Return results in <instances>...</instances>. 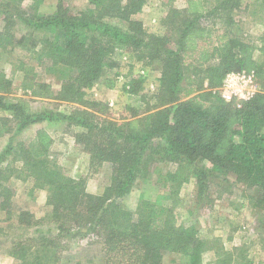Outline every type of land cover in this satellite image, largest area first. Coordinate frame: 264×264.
Segmentation results:
<instances>
[{
	"label": "trees",
	"instance_id": "1",
	"mask_svg": "<svg viewBox=\"0 0 264 264\" xmlns=\"http://www.w3.org/2000/svg\"><path fill=\"white\" fill-rule=\"evenodd\" d=\"M25 1L0 0L5 21L0 51L21 46L57 81L29 73L32 68L24 59L20 85L14 87L0 70V110L10 112L14 122V133L0 151V209L8 216L17 211L19 227L31 231V236L20 239L21 234L12 242L10 254L20 264H59L65 246L58 241L80 237L106 264H166V252L185 264H207L209 251L215 253V264H252L244 245L228 249L218 237H203L197 221H179L177 210L182 208L181 188L190 178H195L197 198L204 205L212 202L211 181L226 174L256 189L254 206L264 209V33L256 47L261 57L256 59L252 47L225 22L218 28L208 24L213 17L233 21L243 5L264 24V0H192L190 8L172 6L162 33L149 32L136 17L147 0H88L79 11L58 0L50 14L40 10L45 0H30L28 8ZM206 2L211 7L204 8ZM18 23L24 29L20 37L14 33ZM127 52L159 70V89L156 103L137 121L119 123L97 115L94 107L102 102L90 99L88 90L105 70L118 66L116 53ZM230 71H255L261 82L260 92L241 108L226 103L217 91ZM142 83L140 76L124 88L141 95ZM18 89L76 106L69 113L29 111L21 102L5 100V93ZM7 121L0 117V136L12 132ZM44 121L81 129L75 142L89 153L92 169L110 164V183L102 193L87 191L82 178L50 158L45 132L29 141L17 139ZM158 163L179 164L166 174L168 196L155 201L142 197L132 211L122 198ZM12 177L33 180L32 192L48 191L43 217L16 209ZM0 233H5L2 228Z\"/></svg>",
	"mask_w": 264,
	"mask_h": 264
},
{
	"label": "rangeland",
	"instance_id": "2",
	"mask_svg": "<svg viewBox=\"0 0 264 264\" xmlns=\"http://www.w3.org/2000/svg\"><path fill=\"white\" fill-rule=\"evenodd\" d=\"M67 2L74 11H79L88 5V0H67ZM57 3L58 0H45L40 10L45 14L53 13ZM209 3H204V8L205 6L211 7ZM191 4L192 0H147L143 11L136 17L144 22L149 32L162 33L165 31L163 20L169 9L172 6L190 8ZM30 5V0H26L23 4L25 8ZM233 17V21L213 17L210 19L211 21H208V24H214L218 28L225 22L241 42L252 47L250 50L253 52V57L260 58L261 54L256 47L260 45L261 36L264 33L263 19L259 15H255L252 8H248L246 5L238 9ZM112 22L118 23L116 20ZM4 26V17L0 13V30ZM23 31V26L18 23L14 29L15 35L20 37ZM114 58L117 60L118 66L105 70L101 80L88 90V97L102 102V105L94 107L98 116L114 119L119 123L135 122L149 106L156 103L155 97H157L156 93L159 89L160 72L152 66L143 65L136 59L134 53H116ZM22 59L26 60L28 66L32 68L29 73H36L37 78L45 79L48 82L55 83L57 81L51 74L46 73L44 67L33 61L26 50L16 45L6 51H0V70H4L13 80L14 87L23 83L24 80L19 68ZM139 75L143 77L141 95L133 97L125 91L124 84L133 79H139ZM259 83L261 82L259 81ZM4 95L6 101L21 102L29 111L54 109L69 113L76 106L52 98L32 97L28 92L20 89L12 90ZM0 117L8 118V129H12V132L7 131L0 136L1 151L9 136L14 133V122L11 120L10 112L0 110ZM137 124L135 125L137 126ZM79 130L81 129L69 126L65 122L44 121L31 125L19 133L17 139L22 138L29 141L38 132H45V135L50 139V145H48L50 158L64 166L73 177L82 178L87 191L100 194L110 183L111 167L109 163H104L97 170L92 169L89 153L82 145L75 142L74 135ZM177 167L179 164H154L147 177L137 180L132 191L121 201L134 211L142 197L155 201L168 196L170 189L166 185L165 177L168 171L177 169ZM195 181V178L192 177L181 188L182 208L177 210L178 220L186 222L191 217L192 220L197 221L200 234L203 237H218L228 249L244 245L252 264H264V209L254 206L253 197L257 195V190L238 181L234 175H221L211 181L209 199L212 202L201 205L197 198ZM10 183L16 192L13 197L16 209H29L36 217H43L46 214L48 197L46 189H36L32 192L33 180L29 179L22 180L12 177ZM17 222V211L8 216L5 211L0 209V228L5 232L4 234L0 233V264H20V260L10 254L12 242L18 241L21 234L23 235L20 239L31 236V231L27 232V230L21 229ZM58 243L65 246L59 264H106L103 255L96 251V248L86 245V240H81L80 237H69L59 240ZM164 261L166 264H185L184 259H180L178 255L170 252L165 253ZM214 261L215 253L209 251L205 263L215 264Z\"/></svg>",
	"mask_w": 264,
	"mask_h": 264
},
{
	"label": "built area",
	"instance_id": "3",
	"mask_svg": "<svg viewBox=\"0 0 264 264\" xmlns=\"http://www.w3.org/2000/svg\"><path fill=\"white\" fill-rule=\"evenodd\" d=\"M217 91L226 103L241 108L260 92L259 78L255 71H230Z\"/></svg>",
	"mask_w": 264,
	"mask_h": 264
},
{
	"label": "crops",
	"instance_id": "4",
	"mask_svg": "<svg viewBox=\"0 0 264 264\" xmlns=\"http://www.w3.org/2000/svg\"><path fill=\"white\" fill-rule=\"evenodd\" d=\"M125 89V88H124ZM114 91H116V90H114ZM126 91V90H125ZM127 92V91H126ZM97 94V93H96ZM128 94H130V95H132L133 97H135V96H139V95H135V94H132V93H129L128 92Z\"/></svg>",
	"mask_w": 264,
	"mask_h": 264
}]
</instances>
